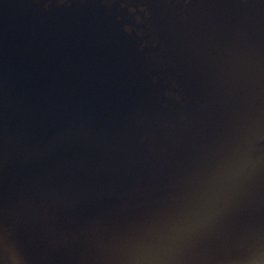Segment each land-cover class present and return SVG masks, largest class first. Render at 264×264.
<instances>
[{
    "label": "water",
    "instance_id": "water-1",
    "mask_svg": "<svg viewBox=\"0 0 264 264\" xmlns=\"http://www.w3.org/2000/svg\"><path fill=\"white\" fill-rule=\"evenodd\" d=\"M0 264H264V0H0Z\"/></svg>",
    "mask_w": 264,
    "mask_h": 264
}]
</instances>
